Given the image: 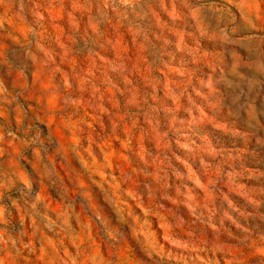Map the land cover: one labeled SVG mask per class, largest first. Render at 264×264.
Segmentation results:
<instances>
[{
	"label": "rangeland",
	"instance_id": "rangeland-1",
	"mask_svg": "<svg viewBox=\"0 0 264 264\" xmlns=\"http://www.w3.org/2000/svg\"><path fill=\"white\" fill-rule=\"evenodd\" d=\"M0 264H264V0H0Z\"/></svg>",
	"mask_w": 264,
	"mask_h": 264
}]
</instances>
